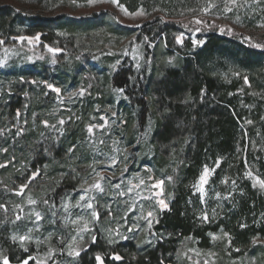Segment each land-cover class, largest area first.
I'll return each instance as SVG.
<instances>
[{"label": "rangeland", "instance_id": "374dc122", "mask_svg": "<svg viewBox=\"0 0 264 264\" xmlns=\"http://www.w3.org/2000/svg\"><path fill=\"white\" fill-rule=\"evenodd\" d=\"M237 4L0 0V256L140 264L159 247L166 264H264V58L245 54L264 53V0ZM203 72L216 90L196 97ZM196 114L234 119L232 149ZM176 211L191 235L169 228Z\"/></svg>", "mask_w": 264, "mask_h": 264}, {"label": "trees", "instance_id": "16d2710c", "mask_svg": "<svg viewBox=\"0 0 264 264\" xmlns=\"http://www.w3.org/2000/svg\"><path fill=\"white\" fill-rule=\"evenodd\" d=\"M7 11L0 10V34L1 36H4V34H7L6 36V43L10 42V32H11V27L13 26L10 21L8 22V17H7ZM3 29V31L1 30ZM2 31V32H1ZM223 41H217L214 42L208 46L206 51L203 54H206L208 56L215 54V52L222 47ZM246 57H248L250 60H253L257 63L261 62L264 58V53H259L255 52L251 49L245 51ZM213 60V59H211ZM202 59L199 57L197 59V62L202 64ZM178 74V73H177ZM131 76L130 71H119L115 77L113 78V84L126 91V93L134 100H136L135 97H132L129 93V77ZM179 76V75H177ZM195 81H193L192 87L193 93L196 97L200 96V93L205 91L206 93L205 96L207 97L208 94L211 92H214L216 90V81L211 79L208 75L207 72H203L202 74H198L195 76ZM179 79V77H178ZM183 83L179 85V88L177 90L178 93L181 92V89L183 88ZM232 91H235L234 87L232 88ZM199 120L200 122L203 121L206 126L205 128H208L209 131H212V135L208 137L209 141H212L214 145H216L219 142V145L215 147V151H220V152H227L232 149L233 145V140L236 134V125H235V120H228L227 123H229V126H226V123L224 121H219L216 122L215 119H210L209 116H205L202 120L201 114H196L195 117L192 119H189L188 122H193ZM213 120V121H212ZM194 125V122L192 123ZM196 124V123H195ZM206 144V143H205ZM205 144H203L205 146ZM202 150H205V148H202ZM174 215L170 217L169 221L170 223H167L169 225V228L175 231H180V234L185 236V235H191V227L185 223V218L181 217V212H174ZM159 248V247H158ZM155 252H151L149 256L146 257H139L140 264H146V259L149 260L148 264H166L165 259H161L158 255V250ZM90 252L92 251V248L89 250ZM89 252V253H90ZM105 262L106 264H131L129 261H127V257H123V259H120L118 261H111L109 256L105 257ZM115 262V263H114ZM80 264H86L85 262H81ZM168 264V263H167Z\"/></svg>", "mask_w": 264, "mask_h": 264}, {"label": "snow or ice", "instance_id": "6c2138e0", "mask_svg": "<svg viewBox=\"0 0 264 264\" xmlns=\"http://www.w3.org/2000/svg\"><path fill=\"white\" fill-rule=\"evenodd\" d=\"M93 2H94V0H89V3H93ZM111 3H113V4H117V3H118V0H111ZM224 4H225V10H226V11H229V12H231V11L233 10V7L238 6V4H237V0H224ZM229 5H232V7H229ZM200 22H201V21H197V23H200ZM37 38H38V37H37ZM245 39L251 41V37H246ZM0 43H2V41H0ZM253 46H254V47H257V48H262V47H264V45H262V44H260V43H255V44H253ZM50 51H51V49H50ZM49 87H51V85H49ZM54 91L59 92V89H54ZM60 123L63 124L64 121L61 120ZM45 124H47V122H45ZM88 131L91 133V132H92V127H89ZM0 167H2V165H0ZM208 171H209V170H208L207 168H205V174L202 175V176L200 177L201 184H203V183L206 182ZM33 178H35V174L33 175ZM101 179H104V178L102 177ZM24 187H26V185H22V186H21V189H23ZM94 187H96V188H101V185H100V183H97L96 185H94ZM261 187H264V182H261ZM101 190H102V189H101ZM199 190H200L201 193H203V191H204L203 187H201ZM81 199H83V197H81ZM31 202H32V203H35V201H31ZM160 204H161L162 206H164V207H167V205L164 203L163 200L160 201ZM0 207H2V206H0ZM88 207L91 208L92 205H91V204H88ZM93 215H95V213H93ZM149 215H151V213H149ZM37 218L39 219V215L37 216ZM206 218H207V216L205 215V219H206ZM16 219L19 220L20 217L17 216ZM28 238H29V237H26V236H21V237H19V239H20L21 241H23V240H25V239H28ZM12 239H13V240H16L17 237H16V236H13ZM25 251H27V249H25ZM76 254L79 255L78 252H77ZM69 255H72V253L69 252ZM116 258L119 259V257H116ZM100 259H101V258H100L99 256H97V260L99 261ZM0 262H2V264H9V261H8L7 257H3V256H0ZM23 264H28L27 260H25V261L23 262Z\"/></svg>", "mask_w": 264, "mask_h": 264}]
</instances>
